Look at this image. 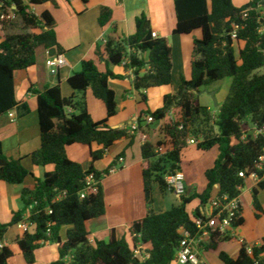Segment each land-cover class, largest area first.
I'll return each instance as SVG.
<instances>
[{
    "label": "trees",
    "instance_id": "16d2710c",
    "mask_svg": "<svg viewBox=\"0 0 264 264\" xmlns=\"http://www.w3.org/2000/svg\"><path fill=\"white\" fill-rule=\"evenodd\" d=\"M48 2L57 6L54 0H29L28 4L24 0H0V16L15 6L14 11L22 21L20 33L14 30L10 21H0L5 33L0 42V116L18 106L15 73L36 65L39 47L56 48L59 54L64 53L54 31L53 16L46 11L39 18L32 11V6ZM174 2L178 19L174 34L190 35L200 30L202 38L194 41L191 79L182 78L177 93L164 96L161 109L142 112L137 122L138 131L149 134L156 129L157 134L156 141H146L141 148L144 192L150 207L148 214L132 224L131 242L125 237L119 238L112 230L108 241L90 243L86 224L106 214L101 180L112 168L101 173L94 164L103 160L117 142L129 140V146L134 142V135L127 129H112L108 125V120L117 115L118 108L116 94L109 82L124 78L115 75L111 66L128 61L125 68L133 72L134 89L138 92L172 84V48L165 39L153 38L151 23L142 15L136 20L135 35L124 38L114 30L103 46H97L95 53L99 60H105V72L90 60L83 62L81 70L69 78L68 83L76 94L81 95L79 98L63 97L60 84L36 93L41 147L29 158L34 166L53 165L54 170L46 173L42 180L36 179L34 187H26L22 192L26 211L38 202L29 218L36 225L35 229L25 232L18 241L27 264H35L36 251L51 242L58 245L59 259L50 264H173L182 239L181 231L195 235L198 230L195 220L201 218V208L190 213L188 207L197 200L205 207L217 196L238 197L240 189L246 186L240 173L249 175L256 170L259 158L264 154V135L257 134L264 129V74L259 73L264 69V33L260 31L264 19L261 20L258 9L260 5L264 7V0H249L242 7H237L233 0ZM111 20L112 11L102 8L100 26L105 27ZM145 54L147 60L141 58ZM226 78H232L233 84L227 99L214 115L201 104V88ZM88 89L104 103L106 120L95 122L92 119L85 98ZM142 97L144 102L147 101L144 95ZM171 111H174V119L167 121ZM148 116H152L154 122L144 125V118ZM248 121L254 129L251 134L246 131ZM191 137L199 140L197 150L207 152L217 148L219 151L213 167L205 172L207 186L202 193L195 190L188 193L186 188L185 194L179 197V205L156 213L152 208L154 189L157 186L162 193L169 191L165 178L182 170L183 154ZM72 145L99 147L90 153L92 165L89 169L85 170L68 157L67 148ZM89 175L99 182L98 191L82 199L85 179ZM28 177L33 174L24 167L22 160L8 158L0 147V182L19 185ZM261 190H264V180L251 191L257 218L263 213L258 198ZM62 193H66V197L56 201ZM47 207L51 208L52 214L44 212ZM24 212L15 213L10 224H0V242L9 226L24 219ZM243 224L242 217L233 226L238 228ZM63 227H70L65 241L60 237ZM229 240L230 237L215 233L206 247L216 250L218 244ZM138 242L150 247V258L144 263L134 255V245ZM14 254L11 248L2 249L0 264H9ZM67 257L70 259L66 260ZM219 258L224 264H264V238L260 245L251 248L242 244L236 258L224 252Z\"/></svg>",
    "mask_w": 264,
    "mask_h": 264
},
{
    "label": "crops",
    "instance_id": "0c3cea01",
    "mask_svg": "<svg viewBox=\"0 0 264 264\" xmlns=\"http://www.w3.org/2000/svg\"><path fill=\"white\" fill-rule=\"evenodd\" d=\"M54 1L57 6L52 2H48L43 5L32 6V11L39 18L46 11L53 16L55 20L54 31L64 53L59 54L56 48L39 47L36 50V65L25 71L15 73L18 106L8 114L0 116V147L3 153L10 159L22 160L24 167L33 174V177H28L23 184L19 185L0 182V224H10L15 213L25 211L24 217H27L28 212L25 210L22 200L24 188L34 187L36 179L42 180L46 173L54 170L53 165L34 166L29 158L41 147L36 93L44 92L47 88L60 84L63 97L77 96L79 98L81 95L76 94L70 87L69 78L75 72L81 70L83 62L90 60L97 63L101 72H105V60H99L95 53L97 46H103L107 39L113 36L114 30H117L118 34L124 38L135 35L136 20L138 17L145 15L151 23L152 33H155L157 38L165 39L172 48V84L138 92L134 89V74L132 71H128L124 65L111 66V70L115 75L124 78L109 82L110 88L116 94L118 108L117 115L108 120V125L112 129H127L131 135H134V142L131 146H129V140L124 139L117 142L107 152L103 160L94 164L95 169L101 173L113 166L117 167V171L102 176L101 184L105 196L106 214L103 217L90 220L86 224L90 232L89 240L92 245H95L96 241H108L112 230L116 231L119 238L125 237L131 242L129 231L132 224L144 219L150 210L144 192L141 148L144 142L156 141L157 137L156 129L147 134L141 130L133 131L132 127L137 124L142 112L147 110L154 112L161 109L164 105V96L176 94L182 78L187 81L191 79L194 41L202 38V32L198 30L190 35L174 34L178 23L174 0H89L87 3L82 0ZM24 2L28 4L29 0H24ZM248 2L249 0L245 4ZM234 4L237 7L245 5ZM102 8H108L112 11V20L105 27H101L99 24ZM4 37L5 33L0 27V42L3 41ZM57 55H63L66 65L60 69L57 76H54L50 74L46 67V59L49 56ZM142 58L147 60V54L143 55ZM143 95L147 100L145 102ZM85 98L92 119L95 122L106 120V107L102 101L95 98L91 89L86 91ZM159 101L161 106L158 104ZM69 113L74 114L71 110H69ZM173 113L174 111L169 113L167 121L174 119V116H171L174 115ZM144 137H146V140H144ZM195 147L196 145H188L185 151L198 157L197 151L192 150ZM98 149L97 145H93L91 148L72 145L67 148V154L72 161L79 163L87 170L92 165L91 151ZM119 159H123V161L119 162ZM210 168L203 169L200 166L194 172L185 171L184 168L181 170L185 175L188 193L194 190L197 193H202L205 190L207 186L205 172ZM203 175L205 179L202 177L199 185L197 178H201ZM253 187L254 185L250 184L249 190L252 191ZM157 188L155 194H159L158 190L160 189ZM263 195L264 190H261L258 198L263 213L259 218L256 217L254 209L250 214L245 210L246 207L243 199H241L244 224L232 232L229 241L218 244L216 250L205 247L201 251H211L218 256L221 252H224L232 258H236L242 244H246L249 248L260 245L264 238V201L261 200ZM162 201L163 204L160 205L163 207L166 201L163 199ZM194 202H196V205L190 208ZM194 202L188 207L190 213H193L197 208H201L199 200ZM152 208L156 212L155 200ZM161 212L164 211L160 210L156 213ZM67 228L70 229V227ZM23 235L24 232L17 225L9 226L6 231L2 243L15 252L9 260V264H27L18 248V241ZM65 240L66 237L62 239V241ZM233 242L235 245L227 248V245ZM148 248L150 247L148 246ZM35 256V264H50L57 261L59 259L57 243L44 244L36 251ZM200 264L211 263L200 256ZM220 264L224 263L221 261Z\"/></svg>",
    "mask_w": 264,
    "mask_h": 264
},
{
    "label": "built area",
    "instance_id": "2783aa9c",
    "mask_svg": "<svg viewBox=\"0 0 264 264\" xmlns=\"http://www.w3.org/2000/svg\"><path fill=\"white\" fill-rule=\"evenodd\" d=\"M16 7L12 6L8 9L7 13H3L0 16V21H11L16 19L17 15L15 13ZM260 10L261 20L264 19V7L260 5L258 8ZM261 33H264V26L260 30ZM153 38H157L155 33L152 34ZM236 38V32L233 34V39ZM128 61H124L123 65L126 66ZM66 65V60L63 55L57 56H49L46 59V67L49 70L51 75L57 76L62 67ZM13 116V115H11ZM144 124L148 125L154 122V118L152 116H148L144 118ZM133 131H138V123L132 127ZM257 134L264 135V129L259 130ZM146 140V137H144ZM199 140L191 137L188 140V145H198ZM123 159H119V162H122ZM117 171V167H112L110 169V173H115ZM262 173V176H260ZM240 177L245 179L246 185L249 182L254 183V187H256L261 181L264 180V154L259 158V162L257 164L256 170L249 175H246L244 172L240 173ZM169 191H172L176 196L181 197L185 194L186 184H185V175L183 172L178 171L174 174L167 175L165 178ZM85 189L81 193V198L84 199L86 195L89 193H96L98 191L97 185L98 181L95 180L93 175H89L85 179ZM246 187V186H245ZM244 187V188H245ZM218 188V186H216ZM240 189L241 194L234 198L229 199L228 196H217L214 197L211 202L205 206L201 207V218H197L195 220V225L197 227V232L195 235H192L190 232L186 230L181 231L182 239L180 241L179 250L176 256V259L173 264H200L199 258V247L205 243L210 241V237L212 234H220L223 236L230 237L232 232L236 229L234 228V224L237 223L243 217L242 211V191ZM66 197V193H62L59 197L56 198V201H59ZM38 206V202H34L30 208H28V216L24 217L22 221H20L17 226L25 233L29 232L36 227L34 223L29 221V218L32 215L33 209ZM44 212L47 215L52 214V210L50 207L44 209ZM48 235H50V230H48ZM5 246L2 242H0V251L4 249ZM150 248L148 246L143 245L141 242H138L134 245V255L135 258L140 261V263H144L150 258L149 253ZM251 252V249H249ZM70 257H67L66 260H69Z\"/></svg>",
    "mask_w": 264,
    "mask_h": 264
},
{
    "label": "rangeland",
    "instance_id": "374dc122",
    "mask_svg": "<svg viewBox=\"0 0 264 264\" xmlns=\"http://www.w3.org/2000/svg\"><path fill=\"white\" fill-rule=\"evenodd\" d=\"M246 1L247 0H233V2L236 4H239V6L242 4H245ZM9 23H11L14 26V30L16 32H19V33L22 32V26H21L22 21L20 18H18V16L16 17V19L11 20ZM236 51H238L237 46H236ZM236 55H238V52H236ZM259 73L264 74V69L259 71ZM232 84H233V79L232 78H226L224 80L211 83L208 86L201 88V94L199 95L201 104L203 106L208 107L212 114H214V115L217 114L219 108L223 105V103L227 99ZM211 93H215L216 101L213 100ZM153 103H154V101H153ZM158 104H159V106H161L160 101ZM171 116H174V115H171ZM246 131L249 134L254 132L252 124L249 121L246 123ZM192 150L194 152L197 151L198 154L197 153L196 154L198 155V157L191 155L192 153H190L188 151H184L183 159L181 162V167L183 166L182 170L184 168L185 171H193L194 172L195 170H198V168L200 166L203 169L204 168H210L214 164V162L216 161V159L218 158V155H219V151L217 148H214V149L207 151V152H202V151L197 150V145H196V147L193 148ZM196 175H197V173H196ZM202 177H203V179H205L204 175L201 176V178H197V183L199 185L202 181ZM250 184L254 185L253 182H249L248 185H246V187L242 191V199H243L244 205L246 207L245 210L249 214L254 209L252 192H251V190H249ZM156 189H158V188L156 187L154 189V196H155L154 200L156 202V209H155L156 212H158L160 210L165 212V211L170 210L173 206L180 204L179 198L176 197L172 191H167L166 193L163 194L160 192V190H158L159 194H155V193H157ZM162 199L164 201H166L164 203L165 205H163V207H162V205H160V204H163ZM261 200L264 201V195L261 196ZM195 205H196V202H194L190 208H193ZM254 211H255V209H254ZM67 229H68L67 227H63L61 229L60 237L62 239H65L66 234H67L66 231L69 230V229L68 230ZM207 244L208 243L205 242L199 247V258L201 256V258H203L205 261H208L211 264H220L221 260H220L219 256L216 255L214 252L207 251V250L201 251V249H204ZM231 245H235L234 242L232 244H228L227 248H230Z\"/></svg>",
    "mask_w": 264,
    "mask_h": 264
},
{
    "label": "water",
    "instance_id": "95a60500",
    "mask_svg": "<svg viewBox=\"0 0 264 264\" xmlns=\"http://www.w3.org/2000/svg\"><path fill=\"white\" fill-rule=\"evenodd\" d=\"M141 58H142V55H141ZM211 96H212L213 100L216 101V99H215V93H211Z\"/></svg>",
    "mask_w": 264,
    "mask_h": 264
}]
</instances>
